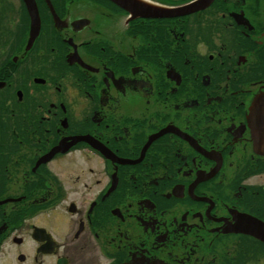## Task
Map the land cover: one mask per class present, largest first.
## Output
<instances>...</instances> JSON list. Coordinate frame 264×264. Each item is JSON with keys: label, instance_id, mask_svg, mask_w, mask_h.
<instances>
[{"label": "flooded vegetation", "instance_id": "1", "mask_svg": "<svg viewBox=\"0 0 264 264\" xmlns=\"http://www.w3.org/2000/svg\"><path fill=\"white\" fill-rule=\"evenodd\" d=\"M126 1L0 0V264H264V0Z\"/></svg>", "mask_w": 264, "mask_h": 264}, {"label": "water", "instance_id": "2", "mask_svg": "<svg viewBox=\"0 0 264 264\" xmlns=\"http://www.w3.org/2000/svg\"><path fill=\"white\" fill-rule=\"evenodd\" d=\"M24 1L28 10L33 15V17L35 15L34 27L31 32V38L27 48L29 49L33 42V39L36 38L39 32V18H38L35 0H24ZM214 1L215 0H195L186 6H182L176 9H167L162 7L161 8L145 7L147 5L143 4L141 1L131 0L129 2L126 1V3L127 5L130 6L129 8L133 9L131 10L132 12H141L145 8H147L154 12L153 15L155 17H173V16L186 15L196 10L204 9L209 5H211ZM36 21L38 22L36 23ZM33 32L35 33L33 34ZM253 106H254L253 118L251 119V123L253 125L252 127L254 129L255 136L257 137V141L259 142L260 145L264 146V95L257 98Z\"/></svg>", "mask_w": 264, "mask_h": 264}]
</instances>
